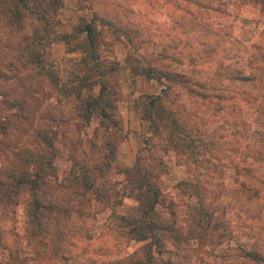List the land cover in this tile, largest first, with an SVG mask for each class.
Masks as SVG:
<instances>
[{"label": "rangeland", "instance_id": "obj_1", "mask_svg": "<svg viewBox=\"0 0 264 264\" xmlns=\"http://www.w3.org/2000/svg\"><path fill=\"white\" fill-rule=\"evenodd\" d=\"M52 3L17 25L0 0V264H264V0Z\"/></svg>", "mask_w": 264, "mask_h": 264}, {"label": "trees", "instance_id": "obj_2", "mask_svg": "<svg viewBox=\"0 0 264 264\" xmlns=\"http://www.w3.org/2000/svg\"><path fill=\"white\" fill-rule=\"evenodd\" d=\"M14 2V4L16 5V7H14V12L11 13L10 18L12 19V21H16L15 23L18 25H20V21H19V10H18V6H23L26 9H28L29 12H36L37 18L41 21H43L42 19L45 18V10L48 9V7L50 5H52V2H55V0H12ZM52 3V4H51ZM48 20L45 19L44 21V26H42V30L44 31V33L42 34V36L40 37V35L38 34L35 35V40L32 42H28L26 43V48L28 49L29 47V57L34 58V61H36V65L39 67V69L44 70L46 73H48L49 75H53L54 74V70H52V65L50 62L47 61V53L46 51V46H48L49 42L51 41L47 34L49 33L48 31ZM43 37V38H42ZM33 43H34V47H33ZM40 48V49H39ZM46 53V54H45ZM176 81H178L179 83H182L184 85H187L188 81L186 79H176ZM101 97L100 101L98 102H103L105 101L104 99L107 98L108 96L103 95L102 94V89H101ZM155 101H158V109H162L164 112H167V109L162 106V102L159 101V99H152L149 100L148 103L145 104V106L143 107V109H141L142 113L144 115H146V113L149 110V106L151 104V106L153 104H155ZM104 115H107V113H105V111L103 112ZM151 117V116H149ZM165 118L164 116L160 117V119ZM151 119V118H150ZM154 119V118H153ZM163 123L165 121H162ZM157 126H159V124H157ZM50 142V140L48 141ZM113 141L104 137L102 139V145L104 148L108 149L106 151H104V154L109 155L112 151H113ZM140 162H135L132 166L125 168V172H126V176H127V180H129L128 182L130 184H132L133 186H143V197L141 198V201H143V204L146 205L145 210L143 211V217L140 219V222H146V227H147V232H143V230H139V228L137 227V231L139 230V232L141 234H139L137 237L138 238H146L148 236H152L153 232L151 231V227H153L151 224L154 223V217L152 218V216H148V214H153L156 209H157V205L161 204L162 202H164L165 197L164 195L161 193V190L159 188V185L155 184L154 182H149L147 181V174L144 172L141 173V168L143 166H141L139 164ZM88 165V164H86ZM90 168H98L100 175L103 176L104 175V171L102 170V167H98L97 164L95 163H91L88 165ZM144 168V167H143ZM133 170H136V174L134 178L130 177V172H132ZM145 170V168H144ZM43 172V168L41 166V168L39 170H37V172H35V177H32V174L26 175V172L24 171L23 173L19 174V178H18V182H19V187L23 186L24 184H27L29 186H31L32 190L34 189L35 186H42V184L44 183H48L47 178L44 176ZM86 177H88V174H85L83 176V179H85ZM95 178V177H93ZM85 182H87V180L85 179ZM87 186V185H86ZM89 186V185H88ZM98 190V187H97ZM98 192V191H97ZM47 199L48 202H51L52 200L50 199V196L45 197ZM35 201H36V206L40 207L41 205H43V202L40 201V198L38 196L35 197ZM151 212V213H150ZM157 212V211H156ZM199 212L201 213H207L205 212V209L203 206L199 207ZM147 215V216H146ZM206 215H210V214H206ZM199 221H201V218H199ZM140 225V224H139ZM142 231V232H141ZM138 263V262H137ZM136 263V264H137ZM140 264H143L140 262Z\"/></svg>", "mask_w": 264, "mask_h": 264}]
</instances>
